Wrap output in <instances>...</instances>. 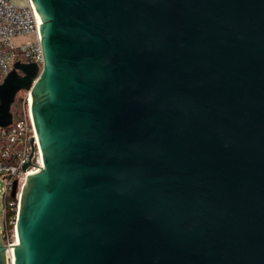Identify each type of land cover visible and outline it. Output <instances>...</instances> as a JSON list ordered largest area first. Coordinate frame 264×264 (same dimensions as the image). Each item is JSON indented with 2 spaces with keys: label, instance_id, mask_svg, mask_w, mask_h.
I'll return each mask as SVG.
<instances>
[{
  "label": "water",
  "instance_id": "obj_1",
  "mask_svg": "<svg viewBox=\"0 0 264 264\" xmlns=\"http://www.w3.org/2000/svg\"><path fill=\"white\" fill-rule=\"evenodd\" d=\"M32 2L0 127L31 90L42 165L0 264H264V0Z\"/></svg>",
  "mask_w": 264,
  "mask_h": 264
},
{
  "label": "built area",
  "instance_id": "obj_2",
  "mask_svg": "<svg viewBox=\"0 0 264 264\" xmlns=\"http://www.w3.org/2000/svg\"><path fill=\"white\" fill-rule=\"evenodd\" d=\"M41 23L32 0H28L27 5L19 4L17 0H0V83L14 69L17 61L37 62L42 67ZM31 35L30 39L21 43L15 42ZM22 91L23 94L19 97L21 106L19 104L18 109L20 118L14 119L7 127H0V177L6 181L5 187H0V212L3 211V227L0 230L10 247L8 254L13 251L12 245L18 242L16 222L22 187L27 176L39 170L42 165L40 144L31 113V90ZM19 98L17 96V101ZM33 146L34 166L24 171L23 165L30 159ZM15 180L18 181V191L13 197ZM9 211L15 212V216L9 218Z\"/></svg>",
  "mask_w": 264,
  "mask_h": 264
},
{
  "label": "rangeland",
  "instance_id": "obj_3",
  "mask_svg": "<svg viewBox=\"0 0 264 264\" xmlns=\"http://www.w3.org/2000/svg\"><path fill=\"white\" fill-rule=\"evenodd\" d=\"M17 2L21 5H27L28 0H17ZM33 35L31 36H27V38L22 39H17L15 40L16 43H21L22 41H25V39H30ZM23 94V91H21V93H18V98ZM23 110V109H21ZM6 185V181L5 179L0 177V187L3 189V187H5ZM3 227V211L0 212V228Z\"/></svg>",
  "mask_w": 264,
  "mask_h": 264
},
{
  "label": "trees",
  "instance_id": "obj_4",
  "mask_svg": "<svg viewBox=\"0 0 264 264\" xmlns=\"http://www.w3.org/2000/svg\"><path fill=\"white\" fill-rule=\"evenodd\" d=\"M19 104H20V106H21V98H19ZM9 218H11V217H13V216H15V212H13V211H9Z\"/></svg>",
  "mask_w": 264,
  "mask_h": 264
}]
</instances>
